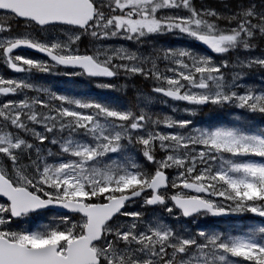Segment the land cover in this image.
<instances>
[{"label": "rangeland", "instance_id": "obj_1", "mask_svg": "<svg viewBox=\"0 0 264 264\" xmlns=\"http://www.w3.org/2000/svg\"><path fill=\"white\" fill-rule=\"evenodd\" d=\"M105 2L114 8L129 5L126 12H133L137 18L122 22L116 15L115 19L111 17L110 22L117 25V32L109 35L114 41L89 45L88 55L115 76L131 73L151 79L163 85L159 89L205 102L209 112H201L197 105L175 104L155 94L141 93L135 103L139 121L132 130L119 124L124 118L99 107L95 109L104 115L101 124L95 115H88L90 104L49 96L34 85L31 72L55 74V66L22 55L9 59L2 55L4 68L11 63L22 69L20 74L0 78V91L8 90L6 95L0 94V165L7 180L36 196L30 186L42 189L47 199L54 201L88 205L89 200L104 195L106 202L135 181L130 163L91 164L108 152L116 137L113 131L121 129L118 132L134 136L148 149H160L155 172H165L169 185L162 197H189L185 186L197 184L207 193L205 202L216 210L248 217L233 223L212 219L215 222L210 223L209 216L201 214L188 222L169 201L151 209L146 205L149 196H144L104 229L101 242L95 246L100 264H264V223L249 217L251 212H264V129L263 133L259 129L242 133L234 127H207L209 121L220 117L218 109L236 111L244 118H264V46L257 42L264 38V0ZM8 20L0 14V24ZM124 32L128 33L126 37L120 35ZM33 33L42 38H7L0 47L3 50L13 42L29 41L62 58L86 56L80 50L85 45L83 35L76 29L46 28ZM205 37L214 40L212 57L197 53L192 46L165 49L159 45L169 38L198 44ZM125 40L131 44H125ZM60 75L72 79L83 74L62 71ZM105 84L98 82L96 86ZM200 86L205 89L200 90ZM36 104L49 105L63 115L73 113L86 128L85 133L94 134L92 143H68L61 149L68 153L67 158L53 154L55 159L50 164L38 166L37 162L44 159L40 147L55 115L39 118L33 114ZM156 108L164 109L161 123L147 118L149 110ZM18 129L23 137L14 132ZM43 219L32 216L14 224L8 206L0 202V237L18 242L16 235L25 232L31 245H47L42 242L48 238L63 252L85 226L81 218L50 217L40 223ZM208 223L215 230L208 228ZM56 225L59 229L54 233Z\"/></svg>", "mask_w": 264, "mask_h": 264}, {"label": "trees", "instance_id": "obj_2", "mask_svg": "<svg viewBox=\"0 0 264 264\" xmlns=\"http://www.w3.org/2000/svg\"><path fill=\"white\" fill-rule=\"evenodd\" d=\"M92 4L95 7L96 17L94 21L89 25V27L83 31H79L83 35V40L85 42V45L80 48V50L86 54V56H89L90 50L88 49V46L91 47L94 45H98L100 43H110L114 40L110 38V34H114L117 32V25L115 22H110V19H115L114 17L118 11L116 9H120V6L109 7L107 6V3L105 0L102 2V0H90ZM240 2H253L256 1L259 2L261 0H238ZM109 5V4H108ZM109 7V8H108ZM124 12V11H123ZM9 17V20L7 22L0 24V42L7 39V38H15V37H23L28 36L30 38H34L36 40H40L42 37L40 34H34L33 31H38L39 33L46 29H40L36 27L35 25L29 23V22H22L18 21L12 16L6 15ZM56 28V27H51ZM61 29V28H60ZM171 33V32H170ZM120 35L127 36L124 33H120ZM158 35H166V34H158ZM165 37V36H161ZM162 41V40H160ZM259 43H261V46H264V38L260 37L258 39ZM125 44H131L130 40H125ZM163 48L165 49H175V48H187L188 46H192L195 51L199 54H204L205 56L212 57V53L210 55H207L203 49L195 44L189 45L183 40H174L173 38L164 39L162 42H159ZM3 50L0 47V78H9L12 75H14L9 67L4 68V65L1 64L3 61L2 59ZM22 56L29 57L31 59H39L43 60L39 57H36L34 55L30 54H22ZM229 57L232 56V54L228 55ZM55 74L54 72L49 73H41V72H31L33 76V82L34 85H38L41 87L42 90H46L49 94V96L56 97L57 95L65 97L67 100L73 101H79V103H88L90 104V107L87 112L89 114L95 115L99 121H101V124L104 123L103 121V114L99 111V109L95 108H104L108 113L119 117L121 119H125L124 123H119L120 125H123L124 129H128L129 131L133 129V126L137 124L139 121L138 114L135 113V103L137 100V97L141 93H146L149 95L155 94V90L158 88H161L163 85L160 83H156L152 81L151 79H143V76H137L134 74H123L115 76L114 79L109 82H101V81H95L92 79L85 78L83 75L81 76H75L72 77V79H67V77H64L63 75H60V72L63 70L59 68H55ZM264 76V71L261 72ZM20 74V73H19ZM107 83L106 86L97 87L96 83ZM55 95V96H54ZM159 97V96H157ZM161 98V97H159ZM181 105V104H180ZM39 110H38V108ZM98 106V107H97ZM93 107V108H92ZM201 112H209L208 107L207 108H200ZM44 110V112H42ZM163 108H156L152 111L149 110V116L148 119H152L154 121H159L161 123V118L165 115ZM217 112L220 117L218 119L216 118L215 121H209V126L211 128H237L241 129L240 131L242 133H254L255 130L259 129L260 133H263L264 129V118L261 119V117L254 116L252 118H244L241 114H239L236 111L233 110H220ZM61 113V114H60ZM33 114L41 118L42 116L47 118L50 115H55V120L53 121V127L51 128V131L46 134L44 142L41 144V150L43 154V161L37 162L39 165L42 166L43 164H50L54 159L53 154H59L63 157L68 156V153L61 151L62 147L65 146L68 143L81 141L83 140L85 143H92V138L94 134L85 133L86 128L81 123V120L75 116L71 112H66L65 115L62 114L61 110H52V108L47 106H41L39 104H36V108L34 109ZM239 115V120H236V116ZM136 118V120H135ZM45 120V119H43ZM237 121V122H235ZM116 122V121H114ZM148 122H152L151 120H148ZM29 124V123H28ZM115 124V123H112ZM148 124V123H147ZM194 124V123H193ZM139 125V124H138ZM151 126L150 124H148ZM192 126V125H191ZM17 128V127H15ZM156 128L161 129V126H157ZM121 129H117L113 132L116 133L115 139L112 141L110 146L108 147V152L101 157L100 159L93 160L91 164L95 166L98 162L101 164V166L111 165L114 161L117 164L122 163H130L132 166L131 171L134 173L135 181L134 184L127 187L124 191H121L119 193H114L115 196L128 194L137 190H142L148 187L150 180L152 179L154 173H155V164L156 161L159 160V153L161 152L158 148H152L148 149L145 147L137 138L134 136H127L124 135L122 132H118ZM19 133L23 137V131L18 129L17 131H14ZM25 138V137H24ZM28 140V139H27ZM51 141L53 143H51ZM45 152H49V156H44ZM45 158L47 160H45ZM95 159V158H93ZM125 164L122 165L124 167ZM131 168V167H130ZM117 172H121L120 169H118ZM190 180V179H188ZM30 190L38 193L37 195L43 199H47L45 192L42 189H37L33 186H30ZM89 204H102L104 203V195H100L97 198H93L92 200L88 201ZM158 207V206H157ZM161 207V206H160ZM126 210V209H125ZM125 212V211H124ZM35 216L43 217L44 219L40 221V223L47 222V219H50V217H56V218H69L72 220H78V216H59L54 214L53 212L46 211L39 213ZM120 216H118L115 220H117ZM247 215L241 216V218L231 219L227 220L225 222L233 223L235 221H244L247 219ZM250 217V215H249ZM24 218H32V216H27ZM252 218V221L261 222L257 218ZM23 219V218H22ZM13 221L14 224H18L21 222V220ZM114 220V221H115ZM210 223H214L215 221L212 220L209 217ZM112 221V223L114 222ZM189 222V221H188ZM222 222V221H218ZM208 223V228L215 230L214 227H211L212 224ZM111 224V223H110ZM58 225L54 227V233L59 228H57ZM32 229V226L30 225L28 228V231ZM80 236V230L78 231ZM17 239L20 238V242H16L21 245H25L27 247H35L30 244V241H28L29 235L27 233H19L16 235ZM56 242L54 240H50L47 238L42 243L48 244ZM64 243V242H61Z\"/></svg>", "mask_w": 264, "mask_h": 264}, {"label": "water", "instance_id": "obj_3", "mask_svg": "<svg viewBox=\"0 0 264 264\" xmlns=\"http://www.w3.org/2000/svg\"><path fill=\"white\" fill-rule=\"evenodd\" d=\"M0 13L12 15L19 21L30 22L38 28L63 26L80 31L85 30L95 18V8L90 0H0ZM199 42L207 52L215 49L214 40L211 38L205 37ZM18 53L41 57L61 69L79 71L89 79L106 81L113 79V73L109 68L97 64L89 56L62 58L29 41H16L3 49L4 57ZM11 69L15 73L21 71L17 66H12ZM199 89L204 90L205 87L200 86ZM7 93V89L1 91V95ZM156 94L176 103L205 106L202 101L187 100L171 90L160 89ZM167 189V176L163 172H158L145 189L112 198L104 204L85 206L77 202L42 199L26 189L13 187L0 175V199L8 204L11 219L18 220L24 216L51 211L64 216L78 215L86 223L83 235L69 242L63 254L56 244L29 248L0 238V264H99L93 246L101 240L105 226L121 214L125 206L140 200L145 194H150L146 201L148 207L164 205L166 200L160 194ZM184 190L192 196L169 198L174 209L180 212L184 219L188 220L202 213L216 220L236 218L232 214L216 210L201 199V196L207 195L202 187L188 184ZM250 216L264 222V213L251 212Z\"/></svg>", "mask_w": 264, "mask_h": 264}, {"label": "flooded vegetation", "instance_id": "obj_4", "mask_svg": "<svg viewBox=\"0 0 264 264\" xmlns=\"http://www.w3.org/2000/svg\"><path fill=\"white\" fill-rule=\"evenodd\" d=\"M116 10L118 11L116 16H118V19L119 18L122 19V22H124L125 19H130L129 21H131V20H135L137 18V15L133 14V12L132 13L126 12V11L130 10L129 5H123L122 7L120 6V9H116ZM143 17L145 18V15H143ZM147 24H148V22H147ZM125 34L128 35V33H126V32H125ZM0 175L7 180L6 175H4V173L1 169V165H0ZM0 202L3 203L7 207V204L3 200L0 199Z\"/></svg>", "mask_w": 264, "mask_h": 264}]
</instances>
